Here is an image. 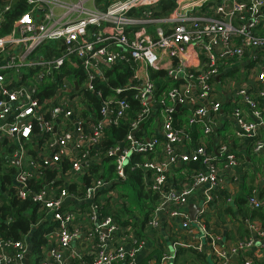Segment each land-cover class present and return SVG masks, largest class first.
Returning <instances> with one entry per match:
<instances>
[{
  "label": "built area",
  "instance_id": "built-area-1",
  "mask_svg": "<svg viewBox=\"0 0 264 264\" xmlns=\"http://www.w3.org/2000/svg\"><path fill=\"white\" fill-rule=\"evenodd\" d=\"M28 1L31 8L8 33H0V160L13 167L16 193L38 203L36 225L52 223L44 233L47 242L34 253L36 263L139 264L147 236L164 225H173L175 249L206 252L213 264L263 259L264 228L258 219L242 217L248 233L232 240L219 226L207 227V219L218 215L208 202L227 189L226 178L238 180L242 161L239 148L219 137L209 150L206 137L230 124L241 139L258 137L253 151L264 153V0H109L103 8L96 0ZM13 2L4 1L3 11ZM2 21L0 13V28ZM119 62L132 73L114 85L107 72ZM153 70H164L163 80L175 83L158 92ZM244 70L246 75L234 77ZM132 98L139 110L131 128L105 154L113 157L114 180L140 168L142 182L155 194L141 226L144 236L138 225L120 224L104 211L115 207V181L97 179L83 189L79 180L87 164L102 163L91 149L105 127L126 117ZM177 103L187 111L180 126L173 115ZM196 123L205 139L192 145L190 127ZM62 157L70 161L66 171L59 169ZM192 161L204 168L187 173L190 169L181 167L186 181L175 186L170 170ZM47 166L58 169V184L52 180L32 190L29 179L41 178ZM258 179L259 187L264 161ZM77 181L72 192L68 185ZM193 194L200 207L191 219L187 206ZM246 201L253 208L264 204L257 188ZM191 222L202 229L186 238L179 232ZM27 236L0 239V264H25L31 249ZM84 254L90 260L84 261ZM170 263L171 254L163 252L159 264Z\"/></svg>",
  "mask_w": 264,
  "mask_h": 264
},
{
  "label": "trees",
  "instance_id": "trees-1",
  "mask_svg": "<svg viewBox=\"0 0 264 264\" xmlns=\"http://www.w3.org/2000/svg\"><path fill=\"white\" fill-rule=\"evenodd\" d=\"M5 0H0V13L3 15V21L1 23L0 33H8L12 27L13 22L16 18H18L23 12L29 10L32 4L28 0H14L12 5L9 9L4 10L2 9V5L4 4ZM109 0H104V3L100 4L99 7L103 8L107 5ZM45 46H48L47 44ZM109 74V81L114 85H120L121 83L125 82L128 79V76L132 73V69L128 64H124L123 62H119L113 65L111 69L107 72ZM230 73V72H228ZM165 74L164 70H153L151 72V76L154 79L157 87L158 92L170 87L173 83L171 80L164 79L163 76ZM81 76H79L78 81H80ZM54 84L47 87L46 92H51L54 89ZM88 94V93H87ZM91 99L94 98L91 97ZM131 105V109L128 111L125 118H122L120 122L116 125H112L110 127H105L104 135L99 139L97 143V147L92 148V152H98L100 159L102 161L101 164L96 163H89L86 165L88 171L81 175L79 178L80 181L83 183L80 185L84 189V187L89 184L90 182H94L97 179L108 180V181H115L114 187L118 188V195L116 200H114L113 210H104L107 213H111L113 217L120 223L125 224L131 222L135 225L136 221L138 223L144 224L146 218L149 213L150 204L153 201L155 194L147 188L144 183L142 182L141 177V169L135 168L134 170H127V176L120 179L114 180L116 178V173L114 171L113 165V157L107 156L105 151L113 146L118 140L122 139L127 132L130 130L131 125L130 121H132L139 110V104L136 102L135 98L130 99L129 101ZM225 109H230L231 104L229 102H225L223 104ZM184 109V108H183ZM178 112V111H177ZM176 111L173 112L174 121L177 126L182 125L183 123L186 124V113L187 111H183L182 113H177ZM179 117V118H178ZM151 121V118L145 122L147 124ZM196 123L192 125L190 128L192 130L191 133V144H197L202 138H204V133L202 129ZM186 129L189 131V127ZM226 129H228L227 124H224L222 127H216L214 131V137L216 134H219L220 140H223L229 146L233 147H240V145H245L242 149H236V154L238 155L239 159L243 161V159H250L251 164L255 162V156L257 155L256 152L253 151L252 145L254 141L258 137H246V138H239L234 134H226ZM207 138V148L209 150H213L214 143L219 141V138H211V136ZM205 139V138H204ZM243 150V151H242ZM133 156V155H132ZM257 156H261L258 154ZM223 158H221V161ZM263 163V162H262ZM261 163V164H262ZM250 163L247 166L246 172L254 173L256 172V176L258 179L260 173L261 164L257 166L253 164L251 167ZM2 162L0 164V239L2 240H14V239H25L26 234L27 240L30 242V248L33 253H40L41 246L47 242V238L44 233L50 230L52 223L48 220H42L40 224H37V220L41 217L40 209L38 203L33 200L31 195L21 197L18 193H16V188L13 185L12 180V172L13 167L8 165L6 167L2 166ZM251 165V166H250ZM256 166V167H255ZM128 167V166H127ZM181 167H186L190 169L187 173L191 171H198L202 170L204 166L200 163V161H192L188 164H183L182 166L175 167L174 169L170 170V180L175 184V186L180 187V185L186 181L185 172H182ZM255 167V169H254ZM70 168V161L62 157L59 160V169L62 171H66ZM254 169V170H253ZM58 169L52 168L47 166L43 169L42 177L41 178H30L28 181L29 187L34 190L38 191L44 182H52V184L57 185L58 180H55L57 175ZM78 186V181L70 183L68 185L69 189L72 192H75V187ZM247 193L251 192L253 188H257V192L260 194V188L262 186H254L248 187V185L242 183L240 185ZM223 193V194H222ZM218 192V197L213 200L209 201L212 207L216 209V213L221 215V212H224V215H228L230 218L236 219L239 222V226L243 227L246 234L248 233L245 229V226L240 219L242 217H247L249 219H258L261 223L262 227L264 228V204L253 208L247 204L246 195H236L234 198L232 196V200L226 201L225 196L228 195L225 192ZM224 196L222 199V203H219V199ZM109 201H107L108 203ZM105 204L106 207L108 204ZM228 203V205H226ZM233 203V204H231ZM219 204L226 205L223 210H219ZM233 206L237 208V210H232ZM104 207V208H105ZM102 210V211H103ZM220 211V212H219ZM222 214V215H223ZM207 218H209L207 216ZM135 222V223H134ZM51 223V224H50ZM208 223V220H207ZM209 226V224H207ZM212 229L218 230L216 226H213ZM243 232V229H241ZM241 232V234H242ZM140 233V231H138ZM240 234V235H241ZM142 236V234L140 233ZM144 236V235H143ZM242 236V235H241ZM148 239V238H147ZM161 252L162 250L157 246L154 249H151L146 255L138 259L139 264H150L149 259L152 260V263L155 264L160 263L161 259ZM203 253L196 252L188 247L180 248L179 251L176 253L173 264H196L198 261H202ZM90 254H84L82 259L84 261L90 260ZM124 264V263H120ZM171 264V263H170ZM253 264H264L263 259H256L254 258Z\"/></svg>",
  "mask_w": 264,
  "mask_h": 264
},
{
  "label": "crops",
  "instance_id": "crops-1",
  "mask_svg": "<svg viewBox=\"0 0 264 264\" xmlns=\"http://www.w3.org/2000/svg\"><path fill=\"white\" fill-rule=\"evenodd\" d=\"M238 68L239 67H237L236 69H238ZM238 72H240L242 74L241 71H238ZM175 111L176 112L178 111L179 113H182L183 111L185 112L186 110L183 109V107L178 105L177 107L175 106ZM228 127H229L228 131L231 133L232 132V127L231 126H228ZM219 134L220 133L216 134V137H214V134H212L211 138H217V137L219 138ZM244 146L245 145L243 144V145H240V147H237V148H241L242 149V148H244ZM254 158L256 159L255 161L257 163H260L259 156L256 155ZM261 158H264V153L261 154ZM250 161H251L250 159H245V158L243 159L242 166H241L242 169L240 170V174H239L238 180L237 181H235V180L232 181L229 178H226L227 189H223L222 191H220L221 193L225 192L227 194H232L233 198L236 195H239V194L247 196L250 192L247 193L243 188L240 187V185L242 183L248 185V187H251V188L254 187V186L260 185V181H259V179H257L255 170H254L253 174H251V172H246L248 164L249 163L251 164ZM261 186L262 187L260 188V194L259 193L258 194H259V196L261 198L264 199V183L261 184ZM223 198H224V196H222L219 199V203H222V199ZM190 203H195L197 206L200 207V199L198 198V196L193 194V196L190 199V201L188 203V206H187V211L189 213V216H190V212H189V204ZM231 204H233V203H231ZM226 205H228V203ZM226 205L224 206L222 204L221 205L219 204V210H223V208H225ZM232 210H237V208L235 206H233ZM196 213H197V211H196ZM223 213L224 212H221V215H216L215 216L214 215L215 212H214V214H212L213 218L210 217L209 219H207L208 220L207 224H214L217 228L219 226V229H221L222 233L224 234V236L226 238H228V240H232V238L235 237L234 234L239 233V235H240L241 232H242L241 229H243V232H242L241 235L245 236L246 232H245L244 228L242 226L241 227L239 226V223L236 221V219L230 218L228 215H224ZM195 214H194V216H195ZM208 215H211V214H208ZM136 224L139 226L140 233L142 235H144L143 231L141 230V226L143 224L141 222L138 223L137 221H136ZM191 225L192 226L189 229H183L182 228V230H180L181 232H179V233L180 234L182 233V235L185 236V237L186 236L187 237H192V235L196 236L197 234H200L201 229H202L201 225L199 223H196V222H191ZM214 225H209L207 227L212 229ZM172 230H173V225L172 226L164 225V226L161 227V229L156 230L155 232H153V234L151 236L148 235L147 236L148 239L146 240V245L144 246V248L141 251H139V254L137 256V262H138V259L140 260V258L143 257L144 255H146L148 252H150L151 249H154V247L158 246L162 250L161 254L163 252H169L171 254V264H173V262H175L174 261L175 255L179 251V249L180 248H186V247H178V249L174 248V246L172 244V240H173L175 234L173 233ZM202 255H203L204 259L202 261H199V262L197 261L196 264H211V262H213L208 253L203 252ZM24 261H25V264H37L36 263L37 262V258L34 256V253L31 251V249H30L29 253L25 256ZM149 263L151 264L152 260L149 259ZM152 264H155V263L153 262ZM237 264H242L241 260L239 258L237 259Z\"/></svg>",
  "mask_w": 264,
  "mask_h": 264
},
{
  "label": "rangeland",
  "instance_id": "rangeland-1",
  "mask_svg": "<svg viewBox=\"0 0 264 264\" xmlns=\"http://www.w3.org/2000/svg\"><path fill=\"white\" fill-rule=\"evenodd\" d=\"M5 1H7V0H5ZM91 2H88V4H90ZM102 3H104V0H96L95 1V5H97V6H99L100 4H102ZM242 72V74H244V75H246V73H248V71L246 72V70H244V71H241ZM240 72H237V73H235V74H233L234 75V77L235 76H237V78L240 76ZM223 84H224V82L222 81V83H218V85H217V87H218V90H220L221 88H222V86H223ZM228 122V121H227ZM227 126H230V124H227ZM229 130V127H228V129H226V134L225 135H227V134H230V132L228 131ZM258 155V154H257ZM264 161V158H261V156H260V163H257L256 161L255 162H252V166L251 167H253V164H255L256 166L258 165V164H261L262 162ZM0 164H1V160H0ZM2 166H4V167H6L8 164H7V162H6V160L4 159V158H2ZM9 167V166H8ZM254 169H255V167H254ZM253 169V170H254ZM211 264H213V262H211Z\"/></svg>",
  "mask_w": 264,
  "mask_h": 264
},
{
  "label": "water",
  "instance_id": "water-1",
  "mask_svg": "<svg viewBox=\"0 0 264 264\" xmlns=\"http://www.w3.org/2000/svg\"><path fill=\"white\" fill-rule=\"evenodd\" d=\"M179 104L177 103L176 104V107L178 106ZM197 209H199V206H197L195 203H190L189 204V212H190V217L191 219H194V214L196 213V211H198Z\"/></svg>",
  "mask_w": 264,
  "mask_h": 264
}]
</instances>
